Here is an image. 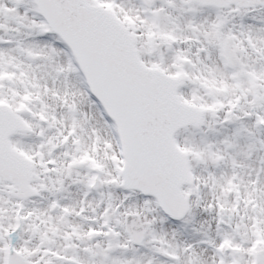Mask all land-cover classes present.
Listing matches in <instances>:
<instances>
[{"label": "snow or ice", "instance_id": "1", "mask_svg": "<svg viewBox=\"0 0 264 264\" xmlns=\"http://www.w3.org/2000/svg\"><path fill=\"white\" fill-rule=\"evenodd\" d=\"M0 264H264V0H0Z\"/></svg>", "mask_w": 264, "mask_h": 264}]
</instances>
